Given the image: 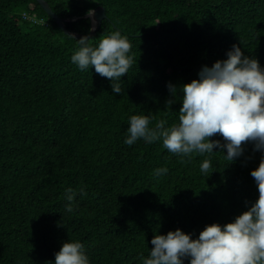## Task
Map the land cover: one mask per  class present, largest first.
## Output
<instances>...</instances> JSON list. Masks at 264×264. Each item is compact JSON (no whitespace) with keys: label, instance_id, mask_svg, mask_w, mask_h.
<instances>
[{"label":"trees","instance_id":"trees-1","mask_svg":"<svg viewBox=\"0 0 264 264\" xmlns=\"http://www.w3.org/2000/svg\"><path fill=\"white\" fill-rule=\"evenodd\" d=\"M48 1L85 34L86 13L104 5L108 16L89 42L120 30L133 60L115 94L94 67L71 62L79 38L38 0H0V264H54L70 239L84 244L90 264H142L155 235L179 228L195 239L247 211L259 197L250 173L264 156L253 142L233 161L214 149L202 173L198 153L124 140L131 115L150 116V128L178 123L181 87L233 45L264 67V0ZM161 167L167 174L156 176Z\"/></svg>","mask_w":264,"mask_h":264},{"label":"clouds","instance_id":"clouds-1","mask_svg":"<svg viewBox=\"0 0 264 264\" xmlns=\"http://www.w3.org/2000/svg\"><path fill=\"white\" fill-rule=\"evenodd\" d=\"M86 14L94 17L95 10L89 9ZM95 23L93 19L89 31H95ZM90 40L88 35L77 40L78 50L71 56V62L81 71L94 67L96 73L111 80L113 93L121 94V78L133 60L128 37L115 30L104 35L98 45H92ZM226 56L227 59L217 60L211 67L203 66L198 79L181 87L178 123L165 127L166 121L160 120L150 128V116L131 115L124 143L131 146L141 138L146 143L162 140L163 147L172 154L190 157L198 153L205 156L200 164L202 173L210 168L209 157L214 149L226 152L229 161L243 154L245 142H253L255 150L264 152V67L237 45ZM169 89L175 96V86L169 84ZM172 103L173 100L168 101L169 105ZM216 134L223 137V142L210 139ZM167 172V167L154 170L156 176ZM250 174L259 197L247 211L233 222L206 225L195 239L179 228L166 235H155L151 240L154 247L148 257H142V264H185V260L188 264H264V156ZM75 196L72 189L66 190L68 212L73 210ZM54 264H90V261L84 244L70 239L55 253Z\"/></svg>","mask_w":264,"mask_h":264},{"label":"water","instance_id":"water-1","mask_svg":"<svg viewBox=\"0 0 264 264\" xmlns=\"http://www.w3.org/2000/svg\"><path fill=\"white\" fill-rule=\"evenodd\" d=\"M40 2V4L44 7V9L48 12V14H50L58 23V25L68 34L71 35L73 37L76 38H81L82 36L88 35L93 36L97 33L98 29L100 28V25L103 21L104 18H107V10L106 7L104 5H98L96 8H94L95 10V14L94 17H92V20H95V31H91L88 34L85 33H80V32H75V31H71L66 24V19L63 18L62 16H60L51 6V4L49 3L48 0H38ZM88 16V15H86Z\"/></svg>","mask_w":264,"mask_h":264}]
</instances>
